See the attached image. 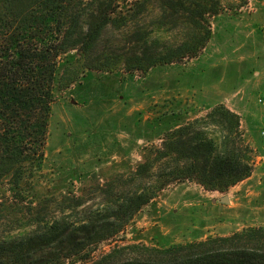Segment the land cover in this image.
Listing matches in <instances>:
<instances>
[{
  "label": "trees",
  "instance_id": "1",
  "mask_svg": "<svg viewBox=\"0 0 264 264\" xmlns=\"http://www.w3.org/2000/svg\"><path fill=\"white\" fill-rule=\"evenodd\" d=\"M223 7L221 0H135L123 11L118 0H0V182L9 191L0 198V264H63L72 256L79 264H264V226L162 248L117 244L95 258L89 250L121 232L174 181L222 190L251 175L239 115L222 103L168 130L135 170L95 185L98 202L67 190L53 203H34L25 191L44 157L54 89L77 78L63 56L76 50L82 69L108 72L182 61L205 47L209 18ZM154 9L148 31L145 18ZM176 28L185 31L180 43L153 48L155 30ZM111 29L119 31L120 52H99ZM23 225L28 229L18 233Z\"/></svg>",
  "mask_w": 264,
  "mask_h": 264
},
{
  "label": "rangeland",
  "instance_id": "2",
  "mask_svg": "<svg viewBox=\"0 0 264 264\" xmlns=\"http://www.w3.org/2000/svg\"><path fill=\"white\" fill-rule=\"evenodd\" d=\"M133 1L118 0L119 9ZM221 1L223 9L209 18L211 36L194 57L145 72L121 66L112 72L82 69L76 50L62 58L77 78L68 86L61 80L54 89L44 157L25 186L34 203L44 198L53 203L67 190L84 195L88 204L98 202V192H91L95 185L135 170L168 130L219 103L239 115L242 137L252 149L253 170L242 183L222 190H206L190 180L170 183L121 232L91 246L94 258L117 244L162 248L264 226V0ZM151 12L145 18L148 31L157 14ZM183 33L155 30L151 45L178 44ZM116 39L119 31L108 30L98 51L119 53ZM7 188L0 182V198L8 195ZM224 195L229 203L214 201ZM78 257L64 258L63 264H79Z\"/></svg>",
  "mask_w": 264,
  "mask_h": 264
},
{
  "label": "water",
  "instance_id": "3",
  "mask_svg": "<svg viewBox=\"0 0 264 264\" xmlns=\"http://www.w3.org/2000/svg\"><path fill=\"white\" fill-rule=\"evenodd\" d=\"M214 201L219 202V203H229V198L227 195H224L222 197L214 199Z\"/></svg>",
  "mask_w": 264,
  "mask_h": 264
},
{
  "label": "built area",
  "instance_id": "4",
  "mask_svg": "<svg viewBox=\"0 0 264 264\" xmlns=\"http://www.w3.org/2000/svg\"><path fill=\"white\" fill-rule=\"evenodd\" d=\"M261 134H262V143L264 145V131Z\"/></svg>",
  "mask_w": 264,
  "mask_h": 264
},
{
  "label": "crops",
  "instance_id": "5",
  "mask_svg": "<svg viewBox=\"0 0 264 264\" xmlns=\"http://www.w3.org/2000/svg\"><path fill=\"white\" fill-rule=\"evenodd\" d=\"M240 183H242V181H241ZM240 183H237L235 186H237V185L240 184ZM240 186H242V184H241ZM228 198H229V197H228ZM229 202H230V199H229Z\"/></svg>",
  "mask_w": 264,
  "mask_h": 264
}]
</instances>
